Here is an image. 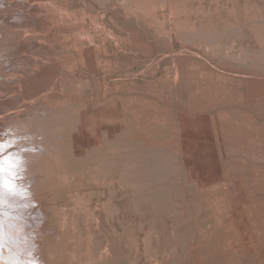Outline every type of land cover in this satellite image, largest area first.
Returning a JSON list of instances; mask_svg holds the SVG:
<instances>
[{"label": "rangeland", "instance_id": "374dc122", "mask_svg": "<svg viewBox=\"0 0 264 264\" xmlns=\"http://www.w3.org/2000/svg\"><path fill=\"white\" fill-rule=\"evenodd\" d=\"M0 2L45 264H264V0Z\"/></svg>", "mask_w": 264, "mask_h": 264}, {"label": "bare ground", "instance_id": "6f19581e", "mask_svg": "<svg viewBox=\"0 0 264 264\" xmlns=\"http://www.w3.org/2000/svg\"><path fill=\"white\" fill-rule=\"evenodd\" d=\"M1 32L2 27H0ZM8 135L3 136V140L6 137L11 139L21 136L18 133L15 137ZM36 144L37 142L32 144L33 149ZM0 145L3 146L0 149V161H3V171L0 172V264H45L38 242L47 227L45 222L41 226L37 225L43 220L44 212L34 194L31 179L32 171L35 170L33 167H38V165L34 166L38 153L25 154L20 147H10L11 145L8 147L3 142ZM35 203L37 206L34 205ZM32 227L34 230L38 229L37 232L30 230ZM28 229L35 235L34 238Z\"/></svg>", "mask_w": 264, "mask_h": 264}, {"label": "snow or ice", "instance_id": "6c2138e0", "mask_svg": "<svg viewBox=\"0 0 264 264\" xmlns=\"http://www.w3.org/2000/svg\"><path fill=\"white\" fill-rule=\"evenodd\" d=\"M2 145H0V149H2ZM3 171V161H0V172Z\"/></svg>", "mask_w": 264, "mask_h": 264}]
</instances>
